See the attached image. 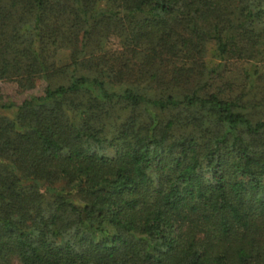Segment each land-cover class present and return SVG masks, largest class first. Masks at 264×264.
Returning a JSON list of instances; mask_svg holds the SVG:
<instances>
[{"label":"trees","instance_id":"16d2710c","mask_svg":"<svg viewBox=\"0 0 264 264\" xmlns=\"http://www.w3.org/2000/svg\"><path fill=\"white\" fill-rule=\"evenodd\" d=\"M0 80V264H264V0H0Z\"/></svg>","mask_w":264,"mask_h":264},{"label":"rangeland","instance_id":"374dc122","mask_svg":"<svg viewBox=\"0 0 264 264\" xmlns=\"http://www.w3.org/2000/svg\"><path fill=\"white\" fill-rule=\"evenodd\" d=\"M68 51L62 49L57 54V60L60 64L67 61ZM209 57V56H208ZM247 67V64L242 61L231 60L228 64L221 68L223 79L218 81V83L230 82L232 85V93H239L240 87L244 81L243 69ZM262 86L264 84L261 83ZM46 83L41 81L38 85L30 90H21L15 81L0 80V101L1 102H12L15 104H20L24 98L30 97L32 95H41ZM0 115L7 117H14L15 108H0ZM8 264H20L16 257L11 256L8 259Z\"/></svg>","mask_w":264,"mask_h":264}]
</instances>
